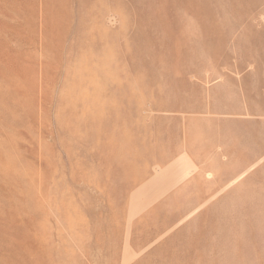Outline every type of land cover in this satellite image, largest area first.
Masks as SVG:
<instances>
[{
	"label": "rangeland",
	"instance_id": "rangeland-1",
	"mask_svg": "<svg viewBox=\"0 0 264 264\" xmlns=\"http://www.w3.org/2000/svg\"><path fill=\"white\" fill-rule=\"evenodd\" d=\"M0 264H264V0H0Z\"/></svg>",
	"mask_w": 264,
	"mask_h": 264
},
{
	"label": "bare ground",
	"instance_id": "bare-ground-1",
	"mask_svg": "<svg viewBox=\"0 0 264 264\" xmlns=\"http://www.w3.org/2000/svg\"><path fill=\"white\" fill-rule=\"evenodd\" d=\"M183 163H184V166H183V168L181 170L180 177H184L185 175H187L192 170L191 164L189 163V161H187V159H185V157L183 158ZM249 168H247L244 172H241V173L237 174L234 178H232L230 181H228L227 184H226V186H228L229 184L234 183L236 180H238L239 178H241V176H243L244 173Z\"/></svg>",
	"mask_w": 264,
	"mask_h": 264
},
{
	"label": "crops",
	"instance_id": "crops-1",
	"mask_svg": "<svg viewBox=\"0 0 264 264\" xmlns=\"http://www.w3.org/2000/svg\"><path fill=\"white\" fill-rule=\"evenodd\" d=\"M179 154H180V156L185 155V156L189 159V157L187 156V155H188L187 152L181 150V151L179 152ZM180 156L177 158V160L175 161V163H176L177 161H178L179 164L181 163V162H179V158H180ZM180 169H182V165H180L179 170H180ZM185 177H186V176H185ZM185 177H183V178H185ZM183 178H182V179H183Z\"/></svg>",
	"mask_w": 264,
	"mask_h": 264
}]
</instances>
